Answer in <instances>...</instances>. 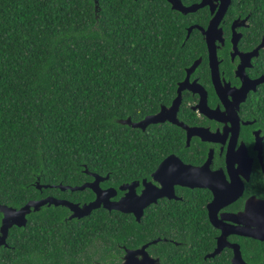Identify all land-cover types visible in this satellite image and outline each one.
Returning <instances> with one entry per match:
<instances>
[{
    "label": "trees",
    "instance_id": "trees-1",
    "mask_svg": "<svg viewBox=\"0 0 264 264\" xmlns=\"http://www.w3.org/2000/svg\"><path fill=\"white\" fill-rule=\"evenodd\" d=\"M207 20L206 10L183 16L164 0H0V203L23 206L36 192L33 176L81 186L91 180L85 166L117 187L171 151L183 153L180 130L141 132L117 121L137 122L169 104L184 69L205 52L199 32L186 39V28ZM256 27L264 34V17ZM255 98L264 135V92ZM74 196L93 198L87 189ZM117 216L95 210L68 222L66 237L75 238L77 224L84 240L108 243L112 235L132 247L171 236L168 226L157 230V212L140 224Z\"/></svg>",
    "mask_w": 264,
    "mask_h": 264
},
{
    "label": "flooded vegetation",
    "instance_id": "flooded-vegetation-1",
    "mask_svg": "<svg viewBox=\"0 0 264 264\" xmlns=\"http://www.w3.org/2000/svg\"><path fill=\"white\" fill-rule=\"evenodd\" d=\"M164 1L172 11L181 14L172 8L175 0ZM179 1L183 7L204 2L206 6L193 13L199 10L208 13L206 25H190L186 35L190 27L206 30L220 6L227 4L217 25L219 39L215 41L218 77L214 82L204 36L195 28L205 52L184 69L169 104H160L154 113L169 109L162 121L147 126L180 130L181 149L185 151L180 154L171 151L155 163V168L146 176L125 183H138L134 188L136 195L143 192L157 195L159 191L172 190L173 197L164 196L149 203L139 222L132 213L106 210L109 214L123 216H117L118 219H132L138 224L157 212V230L168 226L171 236L166 237L161 232L132 247L128 238L120 243L112 235L108 243L96 238L84 240L81 224H77L75 234H70L75 238H68V222L84 217L73 218L67 207L46 203L38 210L30 208L23 226L12 225L7 230L4 243L0 245V264H123L130 252L141 248L145 258L154 261L151 264H264V241L259 238L260 231L264 230V135L253 106L255 96L264 92V34L256 27L258 20L264 17V0ZM196 61L198 65L187 75ZM179 86H182L180 93ZM216 87H220V95ZM260 138L261 151L257 145ZM171 156L175 159L163 164ZM89 177L92 182L93 177ZM40 179V175L33 176L31 185L36 192L24 205L54 199L83 206L95 199L90 190L91 200L69 198L74 192L60 189L57 187L60 183L41 184ZM37 180L41 187H49L37 189ZM107 180L101 181L99 188L114 189L116 194L110 201L118 202L128 190H119L125 184L106 185ZM100 209L103 208L96 210ZM2 218L0 213V227ZM115 227L120 228L115 224L112 234ZM141 259L138 255L137 262H133L141 264Z\"/></svg>",
    "mask_w": 264,
    "mask_h": 264
},
{
    "label": "water",
    "instance_id": "water-1",
    "mask_svg": "<svg viewBox=\"0 0 264 264\" xmlns=\"http://www.w3.org/2000/svg\"><path fill=\"white\" fill-rule=\"evenodd\" d=\"M176 5L174 6V3L172 2V8L178 10L181 14L186 15L188 13H193L197 11L198 9L206 6L204 2H201L198 5H193L190 7H183L181 2L179 0H175ZM228 3V0H227ZM227 4L221 5L217 14L210 20L209 25L206 30H203L199 27H190L187 31L186 39H188L190 32L193 29H198L201 31V33L204 36L207 50L209 53V61H210V67L212 70V78L213 81L215 82V79L218 77V71H217V60H216V54H215V41L219 39L220 31L217 30V25L220 22L225 10H226ZM223 8V10H222ZM211 13L212 9L211 8ZM95 10L97 11V5L95 6ZM199 61L194 62V64L187 70V75H189L190 72L194 70V68L198 65ZM186 80L184 81V83ZM217 88V87H216ZM182 89V86H179L178 88V93H180ZM220 89V87H219ZM219 89L217 88V92L220 95ZM178 101V100H177ZM174 106V103H173ZM172 108V107H171ZM167 112H169V109L161 110L159 113L146 116L143 120L139 122H132L131 119L128 117L126 119H121L118 120L117 123L123 126H128L131 128H137L140 129L141 131H145L146 127L149 124H156L160 121H162V116L165 115ZM257 145L259 147V150H262V138H260L257 141ZM175 158L173 156L168 157L163 164H166L167 161L169 160H174ZM83 172L88 175L93 177L92 182L84 183L81 186H75V187H62L61 185H58L62 190L68 189L71 192H77V191H84L85 189L90 190L94 195L95 199L88 203L84 204L83 206L79 205H74L66 201H56L54 199H45L40 202H29L26 205H24L20 209H14L5 205H0V213L3 215L2 218V225L0 227V245H3L5 237L7 235V230L12 226V225H17V226H23L25 224V216L29 213L30 208H34V210H38L39 206H42L46 203L49 204H54V205H61L67 207L71 212H72V217L73 218H83L88 215L93 210L103 208L107 211H120L122 213H132L135 216L136 221L139 222V219L142 215L143 209L151 202H155L157 198L167 196L169 198L173 197L172 190L168 192L164 191H159V194H146L143 192L141 195H136L134 188L138 185V183L133 182L129 185L125 184L119 188L120 191H127L125 196L121 198L118 202H111L110 199L115 196L116 192L114 189H108V190H101L99 188V183L101 181L107 180V176L105 178H102L98 176L97 174L90 173L87 171L86 167L84 166ZM154 179H156V175L153 176ZM37 186H35L37 189H41L42 187L45 189L49 186H40L37 180ZM155 195V196H154ZM151 197H153L152 200ZM264 231V230H263ZM263 231H260V240L264 241V234ZM138 255L142 256V259L139 261L141 264H151L154 263L150 258H145V254L143 252V248H141L138 251L130 252L125 258V262L123 264H135L136 261L135 258H137ZM137 262V261H136ZM138 262V263H139Z\"/></svg>",
    "mask_w": 264,
    "mask_h": 264
}]
</instances>
